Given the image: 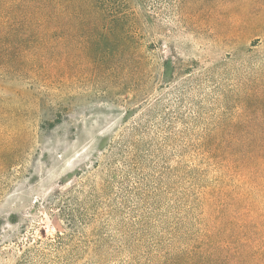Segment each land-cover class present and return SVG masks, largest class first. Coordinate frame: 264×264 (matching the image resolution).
Instances as JSON below:
<instances>
[{
	"label": "rangeland",
	"instance_id": "obj_1",
	"mask_svg": "<svg viewBox=\"0 0 264 264\" xmlns=\"http://www.w3.org/2000/svg\"><path fill=\"white\" fill-rule=\"evenodd\" d=\"M142 1L132 53L0 41V264H162L262 225L264 0Z\"/></svg>",
	"mask_w": 264,
	"mask_h": 264
},
{
	"label": "trees",
	"instance_id": "obj_2",
	"mask_svg": "<svg viewBox=\"0 0 264 264\" xmlns=\"http://www.w3.org/2000/svg\"><path fill=\"white\" fill-rule=\"evenodd\" d=\"M141 5L142 0H0V41L8 43L4 49L0 46V50L14 53L41 50L34 45L12 47L9 42L12 37H71L87 43L89 57L124 50L132 53L130 50L139 44L148 18L140 10ZM54 52L65 53L61 48ZM168 63L162 64L165 80L171 77ZM256 144L255 160L264 190V137H259ZM250 220L249 211H244L237 235L231 234L224 243H219V237L209 234L207 243L181 250L162 264H264V221L261 226L251 228Z\"/></svg>",
	"mask_w": 264,
	"mask_h": 264
}]
</instances>
